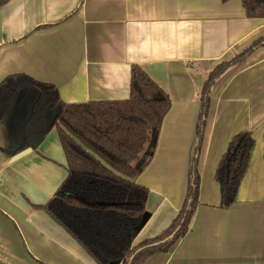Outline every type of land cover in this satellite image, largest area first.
I'll use <instances>...</instances> for the list:
<instances>
[{
  "label": "crops",
  "instance_id": "0c3cea01",
  "mask_svg": "<svg viewBox=\"0 0 264 264\" xmlns=\"http://www.w3.org/2000/svg\"><path fill=\"white\" fill-rule=\"evenodd\" d=\"M263 38L264 18L249 17L242 0H9L0 6V81L27 73L68 103L125 99L138 65L168 93L153 157L136 179L150 190L136 246L169 227L184 203L206 79ZM36 97L20 90L0 120V264H97L44 208L68 175L58 129L20 149ZM243 130L254 146L225 208L215 173ZM198 170L187 233L141 264H264V42L214 84Z\"/></svg>",
  "mask_w": 264,
  "mask_h": 264
},
{
  "label": "trees",
  "instance_id": "16d2710c",
  "mask_svg": "<svg viewBox=\"0 0 264 264\" xmlns=\"http://www.w3.org/2000/svg\"><path fill=\"white\" fill-rule=\"evenodd\" d=\"M8 1L0 0V6ZM242 1L249 17L264 18V0ZM263 42L264 38L220 63L206 79L184 203L169 227L136 246L134 231L144 221L150 194L149 188L136 179L153 157L164 116L171 106L168 93L138 65L132 66L130 95L125 99L68 103L55 84L27 73H13L0 81V120L20 90L32 87L37 91L23 124L24 143L20 149L36 146L53 127L58 129L68 175L44 208L97 264H141L155 252L169 251L187 233L199 203L198 164L212 88L230 66ZM254 141L251 131L237 132L219 160L215 179L222 207L228 208L236 201Z\"/></svg>",
  "mask_w": 264,
  "mask_h": 264
},
{
  "label": "water",
  "instance_id": "95a60500",
  "mask_svg": "<svg viewBox=\"0 0 264 264\" xmlns=\"http://www.w3.org/2000/svg\"><path fill=\"white\" fill-rule=\"evenodd\" d=\"M174 235H175V232L172 233L168 238H166V240L172 238Z\"/></svg>",
  "mask_w": 264,
  "mask_h": 264
}]
</instances>
